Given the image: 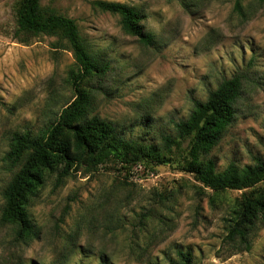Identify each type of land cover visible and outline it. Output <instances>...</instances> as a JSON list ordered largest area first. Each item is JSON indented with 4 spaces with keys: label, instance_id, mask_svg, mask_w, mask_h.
<instances>
[{
    "label": "rangeland",
    "instance_id": "rangeland-1",
    "mask_svg": "<svg viewBox=\"0 0 264 264\" xmlns=\"http://www.w3.org/2000/svg\"><path fill=\"white\" fill-rule=\"evenodd\" d=\"M16 1L0 0V193L13 173L2 161L12 134L41 131L74 95V58L65 45L53 47L54 36L27 44L13 37ZM94 1H41L73 18L109 63L104 76L84 81L94 94L92 113L127 138L157 142L161 133L175 136L174 122L194 100L240 74L235 122L210 156L218 169L264 159V5L241 0V17L235 0H104L141 9L143 30L156 39L144 45ZM200 186L170 163L108 160L73 170L59 185L49 178L31 207L38 237L17 243L12 228L0 225V264H168L178 250H189L195 264H264V223L248 250L234 251L225 238L224 217L241 191L218 195Z\"/></svg>",
    "mask_w": 264,
    "mask_h": 264
},
{
    "label": "trees",
    "instance_id": "trees-1",
    "mask_svg": "<svg viewBox=\"0 0 264 264\" xmlns=\"http://www.w3.org/2000/svg\"><path fill=\"white\" fill-rule=\"evenodd\" d=\"M41 1L15 2L13 37L27 44L39 35L54 36L53 47L65 45L74 58L75 68L69 71L74 95L41 131L12 134L2 157L4 169L13 173L0 193V225L12 228L17 243L26 244L38 237L39 228L31 207L49 178L53 177L54 185H59L73 170H96L108 160L122 166L170 163L191 174L200 187L211 190L212 194L241 191L229 204L224 217L225 238L234 251L248 250L253 233L264 223V159L257 157L244 165L229 162L218 169L210 156L224 132L235 122L243 76L234 74L224 78L204 100H194L188 115L174 122L175 136L161 133L157 142L127 138L113 122L92 113L94 94L84 84L87 79L104 76L109 63L100 53L93 52L73 18L42 5ZM257 2L264 5V0ZM92 4L117 15L121 29L136 36L140 43L155 44L154 35L143 30L144 15L139 7L104 0ZM234 11L246 16L241 0H235ZM184 141L186 149L181 148ZM209 199L214 201L212 196ZM168 264L195 262L189 250H178Z\"/></svg>",
    "mask_w": 264,
    "mask_h": 264
}]
</instances>
